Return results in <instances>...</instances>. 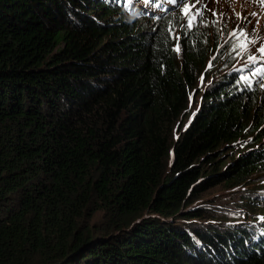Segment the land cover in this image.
I'll list each match as a JSON object with an SVG mask.
<instances>
[{
  "label": "trees",
  "instance_id": "16d2710c",
  "mask_svg": "<svg viewBox=\"0 0 264 264\" xmlns=\"http://www.w3.org/2000/svg\"><path fill=\"white\" fill-rule=\"evenodd\" d=\"M192 4L0 0V264H264V23Z\"/></svg>",
  "mask_w": 264,
  "mask_h": 264
},
{
  "label": "rangeland",
  "instance_id": "374dc122",
  "mask_svg": "<svg viewBox=\"0 0 264 264\" xmlns=\"http://www.w3.org/2000/svg\"><path fill=\"white\" fill-rule=\"evenodd\" d=\"M216 1L217 0H214V3H216ZM226 1L227 0H222L221 2L223 4H225ZM139 3L144 4L145 0H134L133 1V4H139ZM179 3L183 4L182 2H179ZM210 3H213V2L210 1ZM123 4L126 6L128 4L127 0H123ZM129 5L132 6V3L130 2ZM190 5H193V4H190ZM217 7L223 8L224 6H217ZM228 7H230V6H228ZM237 10H238V19H239L240 26L241 25H245L246 22H244V20L240 19L239 7H237ZM176 11H178V10H176ZM176 11H174V12H176ZM181 13L185 15L183 9H181ZM193 14L194 15H199L201 17L204 16L203 14H200V13L199 14L193 13ZM206 14H207V12H206ZM138 17L142 18L143 21H146L149 24V26H151L153 28L157 26V22L159 20L163 19V18H160V17L148 18L146 15H141L140 13L138 14ZM197 21L198 22H202L204 24V26H206L208 28H210L211 26H214V25H219V23L217 21H214V18L212 16L207 17L206 20L198 19ZM261 48H264V43H257L256 45H252L250 50L251 51H256V54H263L262 52L259 51V49H261ZM209 81H210V77L205 78L203 76H200V78H199L198 82L196 83L195 87L190 89V96H189L190 108H192L193 110H195L198 107L199 102H200L201 93L204 90V88L207 86ZM251 83L262 85L264 83V79L263 80L262 79H258L257 81H254L253 78H252V82ZM246 189H248V188H246ZM246 189L237 188L238 191H235V190H224V189H222V188H220L218 186V187H216L214 189L209 190V192H208L209 194L206 193L207 195H206L205 199H210V200H212L214 202H216V200H217V202L225 200V203L228 201V202H230L231 207L234 210L240 211V212H237V215H239L240 218L244 217L245 219H248V218L252 217L251 216L252 215L251 212H254L253 214L256 215L258 213L257 209H259V208L258 207L257 208H251V207L247 208L244 205H242L243 204L242 200L244 198H241V197L244 196L245 193H243V191L246 190Z\"/></svg>",
  "mask_w": 264,
  "mask_h": 264
},
{
  "label": "snow or ice",
  "instance_id": "6c2138e0",
  "mask_svg": "<svg viewBox=\"0 0 264 264\" xmlns=\"http://www.w3.org/2000/svg\"><path fill=\"white\" fill-rule=\"evenodd\" d=\"M129 2H131V0H129ZM148 2H149V0H145L146 4ZM262 2H264V0H262ZM192 7H194V5H185V7L183 9L185 15H190ZM197 14H199V13H197ZM193 18H194L193 16H190V21L189 22H191V19H193ZM232 35L235 36L237 38V40L239 41V43L236 45V47H239L241 50H245L246 47H247V44L244 42L243 39H241V38L245 37V35H246L244 33V31L241 30L239 32V34H237L236 32H233ZM259 51L264 53V48L259 49ZM250 59H252V57H250Z\"/></svg>",
  "mask_w": 264,
  "mask_h": 264
},
{
  "label": "clouds",
  "instance_id": "9594fccd",
  "mask_svg": "<svg viewBox=\"0 0 264 264\" xmlns=\"http://www.w3.org/2000/svg\"><path fill=\"white\" fill-rule=\"evenodd\" d=\"M150 10H152V13H153L152 15H146L145 13L143 15H146L148 18H151V17H160V18H163L162 20H159L157 22V24L158 23H165L166 22V20H165L166 19V14H165V11L166 10L162 9V11H160V10L155 11L154 8H151ZM145 11H147V5L145 6Z\"/></svg>",
  "mask_w": 264,
  "mask_h": 264
},
{
  "label": "bare ground",
  "instance_id": "6f19581e",
  "mask_svg": "<svg viewBox=\"0 0 264 264\" xmlns=\"http://www.w3.org/2000/svg\"><path fill=\"white\" fill-rule=\"evenodd\" d=\"M137 9H141V7L137 6ZM233 38H234V37H233ZM230 39H231V38H230ZM230 39H229V40H230ZM210 63H211V62H210ZM226 74H227V73H226ZM221 75H222V74H221Z\"/></svg>",
  "mask_w": 264,
  "mask_h": 264
}]
</instances>
